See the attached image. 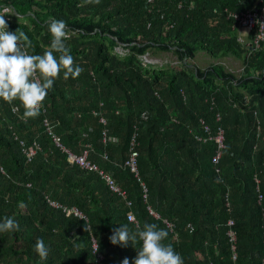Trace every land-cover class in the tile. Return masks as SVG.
Masks as SVG:
<instances>
[{
    "label": "trees",
    "instance_id": "trees-1",
    "mask_svg": "<svg viewBox=\"0 0 264 264\" xmlns=\"http://www.w3.org/2000/svg\"><path fill=\"white\" fill-rule=\"evenodd\" d=\"M248 14L264 0H0L30 54L50 47L51 18L65 21L82 68L61 71L35 118L0 99V223L20 226L0 232V264H133L141 242L109 236L144 223L183 264H264V27H244ZM163 53L178 63L143 58ZM199 54L242 70L200 68ZM85 151L97 170L69 161Z\"/></svg>",
    "mask_w": 264,
    "mask_h": 264
},
{
    "label": "clouds",
    "instance_id": "clouds-1",
    "mask_svg": "<svg viewBox=\"0 0 264 264\" xmlns=\"http://www.w3.org/2000/svg\"><path fill=\"white\" fill-rule=\"evenodd\" d=\"M100 0H85V3L99 4ZM48 32L52 39L50 47L42 54H30L28 49L32 42L23 31H8V24L0 15V99L11 103L19 100L24 112L21 119L37 117L43 107V101L48 91L53 87L54 80L63 70L64 79L77 78L82 68L74 64L70 49L66 45L68 27L65 21L51 18L47 23ZM54 53L59 54L58 58ZM20 207H26L20 202ZM19 223L12 217H4L0 223V232L19 230ZM168 232L159 229L156 224L144 223L141 228L136 225L134 231L127 224L113 229L109 240L113 245L126 247L129 242L133 245L139 240L141 247L133 264H183L181 255L171 244L162 241ZM99 248L97 243L96 250ZM34 251L40 259L46 260L50 248L44 240L37 238ZM120 264H129L124 258Z\"/></svg>",
    "mask_w": 264,
    "mask_h": 264
},
{
    "label": "built area",
    "instance_id": "built-area-1",
    "mask_svg": "<svg viewBox=\"0 0 264 264\" xmlns=\"http://www.w3.org/2000/svg\"><path fill=\"white\" fill-rule=\"evenodd\" d=\"M241 21H242L243 26L248 28V29H252V28H255V27L259 26V30H260V29H262L264 27V15L257 16L256 14H248L246 16H243L241 18ZM216 140L219 143H221V145H222V142H223L222 134L219 135L216 138ZM57 144H58V142H57ZM35 154H36V151H33L32 155L34 156ZM71 155H75V154H72V153L69 152V156H68L69 161H70L69 157ZM136 155H137V153L135 152L134 156L132 157V159L130 161H128L127 163L129 165H131L134 170L137 171L138 170V162H137V156ZM78 156H86V157H88V152L85 151V153H83L81 155H78ZM218 158H219V154L214 157V160L217 161ZM78 163H80L82 165V167L86 168V169H90V170H94L95 171L98 168L94 163H91L87 159L86 160H82V161H78ZM99 173H101V175H102L103 172L100 171ZM105 178L109 181L111 188H113L115 190H121L122 191V189L120 187H118V185H115V184H113V182H111L112 179L109 176H107ZM124 194H126V193L124 192ZM52 204L54 206H58L59 207V204H57L55 202H52ZM73 211H74V214L76 216H78L79 218H83L82 215H79L80 212H78L76 209H73ZM130 220L133 221L134 218L131 217ZM231 223H232V221H231Z\"/></svg>",
    "mask_w": 264,
    "mask_h": 264
},
{
    "label": "rangeland",
    "instance_id": "rangeland-1",
    "mask_svg": "<svg viewBox=\"0 0 264 264\" xmlns=\"http://www.w3.org/2000/svg\"><path fill=\"white\" fill-rule=\"evenodd\" d=\"M143 58L149 59L152 61H157L158 63L159 62L160 63H163V62L178 63V59L173 54H170V53H163L161 56L156 57V58L146 55ZM194 63L200 68H205L211 63H222L227 69L235 70V73L236 72L239 73L240 70H242V62L240 60L224 59L222 61L217 62V61L210 60V58L205 56L204 54H199L197 58L195 59ZM69 158H70V162L77 164L81 168H82V165L78 163V161H82L86 159L88 161H91L90 158L86 156L71 155ZM79 215H82V214L79 213Z\"/></svg>",
    "mask_w": 264,
    "mask_h": 264
}]
</instances>
